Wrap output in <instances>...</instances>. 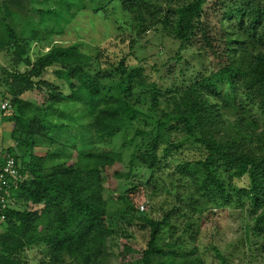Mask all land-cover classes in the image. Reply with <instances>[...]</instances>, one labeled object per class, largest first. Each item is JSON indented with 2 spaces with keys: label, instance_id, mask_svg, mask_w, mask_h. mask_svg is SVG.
Segmentation results:
<instances>
[{
  "label": "trees",
  "instance_id": "1",
  "mask_svg": "<svg viewBox=\"0 0 264 264\" xmlns=\"http://www.w3.org/2000/svg\"><path fill=\"white\" fill-rule=\"evenodd\" d=\"M95 1L0 0V53L11 58V67L0 63V93L11 108L1 121L12 123L11 138L30 155L23 164L11 146L0 153L13 156L19 171L5 206L0 204V264H109L111 250L118 252V264H204L195 246L186 250L188 241L197 239L201 225L219 233L222 224L210 214L226 216L231 208L246 219V236L254 238L264 264V0L95 5L103 16L110 4L122 15L115 39L129 51L115 63L100 49L89 54L76 43L52 40ZM150 30L179 43L173 57L178 64L190 50L206 69L188 76L180 68L179 78L158 75L154 67L146 73L145 58L138 59L134 48ZM34 44L48 49L31 60ZM51 68L57 84L44 78ZM27 92L41 96L47 109L80 104L92 146L64 150L61 144L59 153L36 156V139L64 124L29 115L36 109L23 98ZM143 104L154 114L152 126L134 131L135 138H147L127 163L121 151L94 149L96 139L113 138L135 121ZM167 164L172 170L164 174ZM109 176L122 186L117 199L123 207L115 212L108 211L104 195ZM140 187L150 196L165 191L163 205L152 203L146 212L134 207L129 194ZM137 236L144 248L135 260L131 242ZM34 249L39 257L29 260ZM207 249L226 264L216 245Z\"/></svg>",
  "mask_w": 264,
  "mask_h": 264
},
{
  "label": "rangeland",
  "instance_id": "2",
  "mask_svg": "<svg viewBox=\"0 0 264 264\" xmlns=\"http://www.w3.org/2000/svg\"><path fill=\"white\" fill-rule=\"evenodd\" d=\"M108 0H96L94 3L87 2V6L76 17L69 23L65 30L59 34H54L52 37L53 43L56 45H71L78 44L79 47L86 53L94 54L97 49H100L105 57L111 62L115 63L122 57L123 54L129 50L126 45L118 43L116 37V27L122 21V15L119 14L117 8L113 9L110 4L107 6L108 13L103 16V13H95L93 7L103 5ZM179 43L168 36L163 35L161 32L150 30L143 36L137 37L134 52L138 56V59L145 58V72H152L157 70L158 75H172L173 77L179 78V69L186 67V74L188 76L195 74L196 71L206 69L207 63L196 55L192 54L190 50L184 51L181 59V66L176 60H174L175 53L178 49ZM43 48V49H42ZM48 48L43 47L41 44H34L31 46L29 56L31 60L46 51ZM138 59L135 60L133 57L130 58L132 63H138ZM187 61L188 63H185ZM0 63L11 67V58L5 52L0 53ZM187 64V65H186ZM115 65V64H114ZM154 67V70H152ZM23 66L20 69L23 70ZM53 68L46 71L44 78L57 84L60 81L52 73ZM118 79V75L115 76V80ZM64 93H68L67 87H62ZM24 99L31 101L34 104L35 111L29 113L38 117L44 115L48 117L46 120L53 123L62 122L63 127L53 128L50 131L48 138H37L35 141L33 153L36 156H45L53 153H59V147L64 150H69L68 145L74 144L77 148L89 149L91 145V134L87 129L86 123L87 118L84 116V108L74 102H65L63 107L54 106L52 109H47L45 104L42 103V97L38 96L34 92H27ZM9 103L7 99L2 100L0 93V153L6 151L11 146L13 148L12 154L23 160V164L29 161L30 155L22 146L16 145V141L13 140L12 130L13 126L10 121H1L2 117H7L11 114V108L6 106L3 109V105ZM4 110V114L3 111ZM72 114L78 115V118H71ZM69 115V117H67ZM154 114L148 109V105L143 104L141 114L138 115L135 121L132 123H125L121 126L119 132L110 139H102L94 142V149L96 151H121L123 155V162L127 163L131 156L141 147L139 146L140 141L147 137L135 138L134 131H148L152 126ZM4 120V119H3ZM54 139V141H52ZM130 142L129 145L123 146L124 143ZM60 143V144H59ZM66 153V152H65ZM67 154V153H66ZM125 165V164H124ZM168 165V164H167ZM172 165L164 166V174L169 173L172 170ZM123 168V167H122ZM121 168V169H122ZM140 170L141 167H137ZM123 170V169H122ZM148 175V172L145 173ZM106 192L105 197L107 199V208L110 212H115L123 207V203L117 199V196L121 193L122 186L113 176H109L104 184ZM150 190L142 189L141 187L136 193H130L132 204L134 207L140 209L143 205V211L146 212L152 203L163 205V199L165 191L160 192L157 196H150L148 193ZM149 195V196H148ZM180 210L190 211L180 205ZM185 208V209H184ZM212 212L217 213L219 210L211 208ZM208 214L204 213L202 217ZM226 216H218L210 214L212 217H217L222 228L219 233L213 232L211 227L201 225L199 228V234L197 239L188 241L186 250L191 247H196L195 256L200 257L204 264H222L218 260L213 251L207 249L210 243L216 245L225 257L226 264H261L260 258L256 256L257 250L254 244V238L246 236V219L242 217V213L237 209H227L225 211ZM191 217H195L196 213L189 212ZM188 215V216H189ZM183 217V216H182ZM185 217V216H184ZM187 217V216H186ZM221 217V218H220ZM183 226H179L173 239H176L181 234ZM206 227V228H205ZM197 228V227H196ZM132 246L134 247V253L131 259L137 260L140 257V252L144 248L143 238L137 236L135 240H132ZM113 254L110 257L109 264H118L119 257L118 252L111 250ZM29 260L39 257V253L36 249L29 251L27 254ZM32 263H34L32 261Z\"/></svg>",
  "mask_w": 264,
  "mask_h": 264
},
{
  "label": "built area",
  "instance_id": "3",
  "mask_svg": "<svg viewBox=\"0 0 264 264\" xmlns=\"http://www.w3.org/2000/svg\"><path fill=\"white\" fill-rule=\"evenodd\" d=\"M7 103L2 107L5 108ZM19 178V171L14 157L7 154L0 155V204L5 206L9 194L8 188L11 181ZM143 205L140 207L143 210ZM3 217H1L2 219Z\"/></svg>",
  "mask_w": 264,
  "mask_h": 264
}]
</instances>
